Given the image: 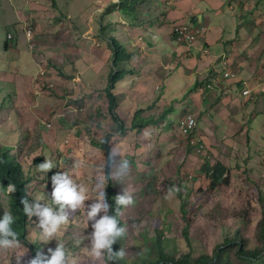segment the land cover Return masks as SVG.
<instances>
[{"label": "rangeland", "instance_id": "374dc122", "mask_svg": "<svg viewBox=\"0 0 264 264\" xmlns=\"http://www.w3.org/2000/svg\"><path fill=\"white\" fill-rule=\"evenodd\" d=\"M116 1L114 0L113 2ZM94 3L99 5V7L103 4L101 0H95ZM240 4L244 3L241 2ZM17 22L20 24L19 30L21 28L22 35L27 30H32L31 41L34 42L35 39L33 44L36 46V37L39 34L37 33L36 36L34 34L36 27L31 25L28 20L25 22L22 20L21 22L19 18ZM15 25L16 22H12L10 27ZM126 27L127 31L130 32L136 28H129L128 26L124 28ZM204 27L206 26L204 25ZM64 31L63 27L58 28L61 40L65 42L63 50L47 49V52L57 57H63L65 64V62H71V59L78 57V55L84 57V53L82 49L78 50L73 46L74 43L64 38L63 33H61ZM6 32L7 29L0 28V40H4ZM133 34L135 42L130 43V46L136 49V57L147 52V56L151 57L153 55L152 51L140 49L141 47L137 46L136 29ZM43 35L47 37L46 34ZM247 38L252 39V43H249L248 46L258 47L260 38L256 34ZM139 39L141 40V38ZM177 44L182 43L178 42ZM35 46L29 51L34 53L37 49V47L35 49ZM203 49L201 51L202 55L210 54L203 53ZM221 53L226 52L222 51ZM0 55L5 56L3 61L0 62V69L8 70L11 76H22L21 71L30 73L31 68L27 63L26 56L21 57V62L9 61V55H4L1 44ZM65 55L69 56L67 61L65 60ZM162 55L161 52L157 54L158 57ZM218 56L216 59H218ZM131 64L133 65L132 61ZM259 65L258 67H248V70L252 72L260 71L259 80L251 85L250 78L245 76L248 79V89L251 94L249 97L243 96L237 105H226L221 99H217L214 94L204 93L202 98L198 100V104H195V106L191 104V108H189L191 102H188V95L186 94L185 98L174 101L175 104L180 102L185 104L186 101L189 103L188 107H185L182 112L174 103L170 105L173 109H176V114L172 113L171 116L173 122L168 123L166 126L159 124L155 128L150 127L151 129L144 130L139 136L130 133L122 136L115 133L113 117L109 112V103L105 89H103L105 83L106 88L108 85L106 78H104V83L102 84L98 80H89L87 85L95 88L92 93H89L85 91L82 79L81 81H75L76 75L63 76L59 73V76L53 66L46 64L43 59L39 61L37 67H39L43 76L37 73L35 80H33L34 83L38 81L39 88V90H36L37 95H33V97L48 96L56 102L68 97L69 103L66 104H69L74 109L71 111L73 114H71L72 118H69V120H72L73 125L77 123V129L80 130L79 134L76 135L75 131L73 133L75 135L71 136L70 146L74 144V150L72 151L74 154H71L70 159L67 158V164L65 162L63 165L58 164L60 168L58 167L57 169L61 172H66L72 177L74 182L82 186L85 189L86 196L81 207L75 210L68 207L65 208L67 222L62 223L58 227L57 232L51 235L47 242L35 235L42 229H38L36 226L38 220L36 213L32 214L29 221V237L40 244L41 252L45 254L44 258L50 257L49 248L54 250L57 245H60L63 247L67 259L74 261V264H107L104 260V252L99 257L90 252V234L93 232L92 224L94 219L99 218L103 214V210L99 211L96 217L89 220H87L84 211L88 205L97 199V193L104 185V192L110 188L114 195L125 192L133 198V202L124 205L120 212V218L123 219V227L125 228V257L133 256L136 254L138 246H142L143 238L141 234H146L150 238L156 234L157 229L166 230V237L168 238V242L164 247L166 250L191 251L188 247L190 243L196 254L211 253L214 247L221 244L227 234H231V231L235 228L242 230L249 249H255L257 246L259 248L262 247L259 222L264 214V138H261L255 129L251 130L250 128L251 119L255 114H264V59L261 60ZM145 67L146 64L142 61H138L136 64V69H140V74L142 75H144L145 71L141 69ZM140 74L136 73L134 75L136 80L133 79L135 81L130 83L129 89L135 87V91L145 95L151 94L152 91L148 92V89L143 86L144 82ZM72 77L73 80H67V78ZM216 77L219 82L222 80L218 75ZM27 78H24V90H26V95L29 96L31 94L28 93L33 91V83L32 79ZM43 79L48 82L42 83ZM183 81L185 82L183 77L176 76L174 73L171 77V82L165 80L163 76L157 75L152 88L158 91L159 86H161L158 82H163L162 84L165 88L168 87V83H172L173 90L177 91ZM225 81L233 83V80ZM136 82L140 84L137 85ZM212 82L213 80L209 79L205 83L206 88L211 89V91H218V83L213 82V84ZM192 88L190 89L194 91V88ZM237 88L240 93L245 90L239 80ZM43 90L48 94H42ZM59 93L60 96H57ZM85 94L88 95L85 96ZM133 95L136 96V94ZM4 97L3 106H0V132L5 136L0 143L4 146H9V154L13 157V162L17 161L19 164L26 161L31 162L36 157L35 148L27 144H22L21 146L19 136L21 133L12 131L11 125L12 118L18 117L21 114L20 111H27L28 107L24 105V94H22V99L17 100L15 103L12 102V94L4 93ZM33 97L31 96L32 101L35 102ZM127 97L128 94H123L118 100L119 103L124 105H120V110L125 113H118V110H116V114L126 124L125 128L129 130L136 115V108L132 107L134 103L127 101ZM254 98L255 100L253 101ZM152 101L149 100L150 104L145 110L149 107L154 108L145 111L143 116L153 114L156 116L155 118L159 119L162 115V112L159 111L163 109V102L158 101L157 103L156 101L155 104ZM127 103L131 105L128 106L126 105ZM243 107L246 108L245 111H243ZM254 108L255 110L253 111ZM16 110L19 111L16 113ZM134 110L133 114L126 113ZM176 117L177 119L179 117L178 121L175 119ZM188 118L193 119L197 123V138L182 131V125L185 124ZM98 124L101 127H98ZM222 124L224 125L223 133L221 132ZM261 125H264V123H258V126ZM98 129H101V131ZM249 135L254 136L256 139L255 143H253V140L248 139ZM106 136L111 137L107 143L112 163L110 180L106 176L107 155L105 150L102 149ZM248 142L255 145L252 147L253 154L250 153L251 147ZM194 143L198 144V147L196 150L193 148L191 150ZM19 145L20 148L17 147ZM94 145H97L99 149ZM54 159L59 162L62 158L54 157ZM207 159L220 161L228 168L231 177L230 185L219 188L216 191L207 189L206 180L200 173ZM36 185H40L39 189H41L43 183L40 182V184ZM49 186H52V184ZM34 189L38 190L36 187ZM45 193V196L41 197L43 199L48 197L47 202L50 203L51 191ZM184 200H186L184 203L185 214L181 210V203ZM41 203L44 204L45 201ZM31 205L32 203H30ZM53 207L58 209V204L53 205ZM3 211H7V195L0 190V215L3 214ZM104 213H107V206L104 209ZM186 228L187 237L184 232ZM135 239H139L138 245L134 243ZM21 253H24L21 257V264L33 257L30 249L20 243L14 248L0 249V264H16L15 258L19 257ZM230 260L232 264H246L237 259L234 253H230ZM256 264H264V259Z\"/></svg>", "mask_w": 264, "mask_h": 264}, {"label": "crops", "instance_id": "0c3cea01", "mask_svg": "<svg viewBox=\"0 0 264 264\" xmlns=\"http://www.w3.org/2000/svg\"><path fill=\"white\" fill-rule=\"evenodd\" d=\"M52 1H54V7L52 6ZM94 1L95 0H0V28L7 29V32H12L13 35L12 44L6 51L2 49L4 55L8 54L9 61L15 60L16 62H21V57L26 56L27 63L31 68L30 73L21 71L23 74L22 76H11L8 70L0 69V93H3V95L4 93L12 94V102L14 103L22 99V94H24V105L28 107L26 112L20 111L21 114H19L18 117L15 116L14 119H11V125L12 131L21 133L19 135L21 146L22 144H27L35 148L36 157H34L31 162L26 161L20 164L25 170L27 177L34 180L31 183V185H34L29 189L31 191L30 193H32L33 190L36 192H50L52 190L53 185L49 186L52 183L42 181L43 185L41 189H39L40 185L36 184L40 183H37L35 180L48 179L49 177H47L46 174H51L52 168L56 171V167L53 166L45 173L42 170H37V165L44 161L45 156L54 163V157H61L63 160L61 159L58 164L63 165L64 162L67 164V158L70 159L72 156L71 154H74L72 152L74 150V144L70 146L71 136L80 133V130H78L76 126L77 123L73 125L72 120H69V118H72L71 114L73 113L71 111L74 109H72L69 104H66L69 103L68 97L61 99L62 101L59 102H56L48 96L33 97V95H37L36 90H39L38 81L36 83L33 82L40 70L39 67H37L39 61L43 59L46 64L53 66L58 72V75L59 73L63 76L76 75L75 81H81L82 79L85 91L89 93H92V90L95 89L87 85L89 80H98L101 82L100 84H102L104 83V78H106L108 82L110 73V53L107 45H105V41L100 38L98 31L102 11L109 2L112 3L114 0H101L103 3L101 7L95 4ZM159 1H164L166 6L163 5L160 7L158 4ZM240 2L244 4L241 5ZM250 3L253 4V6L258 3L260 8L254 12L252 9L250 10ZM263 3L264 0H261V3L257 0H148L146 7L142 8V15L145 16L143 23L136 25L135 28L136 42H138L137 46L141 47L140 49L152 51L153 55L148 57V52L146 54H140L132 60V63L135 74H140L141 72L140 69H136L138 61H142L146 64V67L141 69L145 71V73H143L144 75H140L143 78V86L148 89V92H150V90L152 92L151 94L145 95L139 91H135V87L129 89L130 83H133L136 79L134 75L126 76L116 85L112 92L117 98V105L119 104L117 107L118 113H125L119 108L120 105H124L118 101L119 97H122L123 94H128L126 99L128 102L134 103L132 107L136 108V112L149 106V100H153L152 102L156 104V101L159 99L157 95L159 96L160 94L164 96L160 102L167 103L168 105L173 104L174 101H179L180 98H185L187 94L188 102H191L189 108H191V104L194 106L198 104V100L202 98L204 93L214 94L217 99H221L226 105H237L239 100L241 101V98H243L237 86H234L231 82L226 83L220 80L221 83L217 81L219 85L217 88L218 91H211V89L206 88L205 83L213 78L214 75V77L219 75L217 67L218 59H216V57L222 51H230V60H232L233 63L242 66L249 64L251 60L242 53L244 44L249 45V43H252V39H248V36L259 32L260 34L258 37L260 38V42L258 46H262L264 49ZM253 6L251 7L253 8ZM19 18L21 22L22 20L24 22L28 20L31 25L36 27L35 36L39 33L36 37L37 45L35 46L34 44L35 49L37 47L34 53L28 49L25 33L22 35L21 28L19 30L20 24L17 22ZM118 19V22H120L122 28H124L126 22L121 17H118ZM193 20L195 21L193 22ZM12 22H16V25L10 27ZM185 22L193 24L197 22L198 24L206 26V32L192 47L177 44L171 35V29L174 24ZM59 27H63L65 30L61 33H63L67 41L74 43L73 46L78 50L82 49L84 57L78 55V57L72 58L71 62H65L64 64L63 57H57L47 52V49H53L55 51L63 50L65 42L61 40V35L58 32ZM128 27L130 28V25ZM125 29L127 30V27ZM135 29L131 30V32L126 31L131 43L135 42L133 34ZM43 34H46L47 37ZM237 34H240L241 37L236 38ZM138 38H141V40H138ZM4 41L5 39L0 40L1 48H3ZM33 43H35V39ZM203 48H208L210 54L202 55L201 51ZM246 48L247 46L245 49ZM250 49L254 48L250 46ZM159 52L163 54L161 57L157 56ZM67 57L69 58V56L65 55L66 61ZM4 58L5 56L3 57L0 55V62H2ZM262 59H264V57H259L258 61H256V65L254 64L253 67L258 66ZM248 69L249 68H246L242 73L248 76L253 84L257 83L260 71L252 72ZM173 73L185 79V82H182L177 91L173 90L172 83H168V87L165 88L162 84L163 82H158L161 84L159 90L156 91L152 88L157 75L163 76L165 80L171 82ZM27 77L32 79L31 81L33 83V91L28 93L31 94L29 96L26 95V90H24V78ZM71 79L73 80V77L67 78V80ZM43 82L47 83L48 81L43 79L42 83ZM223 83H226V85H223ZM136 84L139 85L140 83L136 82ZM134 86L136 85L134 84ZM103 89H106V83ZM42 94L48 93L43 90ZM133 94H136V96ZM86 95L88 94H85V96ZM91 95L96 96L95 94ZM195 95H197V98ZM31 96L35 99V102L32 101ZM57 96H60V93ZM189 97H191V99H189ZM194 99L197 101L195 102ZM188 102L186 101L185 104L182 102L174 104L179 107L182 112L185 107H188ZM126 105L129 106L131 104L127 103ZM135 110L126 113L133 114ZM245 110L246 109L243 108V111ZM18 111L19 110H16V113ZM175 111L176 109L166 116L160 124L166 126L168 123L173 122L171 116L172 113L176 114ZM175 119H177V117ZM178 120L179 117L177 121ZM48 125L50 128L47 127ZM98 127H101L100 124H98ZM223 127L224 125L222 124V133L224 132ZM98 130L101 131V129ZM75 131L76 133L73 134ZM25 140L26 142H24ZM20 145L17 147L20 148ZM94 146L99 149L97 145ZM35 187L38 188V190L34 189Z\"/></svg>", "mask_w": 264, "mask_h": 264}, {"label": "trees", "instance_id": "16d2710c", "mask_svg": "<svg viewBox=\"0 0 264 264\" xmlns=\"http://www.w3.org/2000/svg\"><path fill=\"white\" fill-rule=\"evenodd\" d=\"M148 0H117L116 2H109V4L104 8L102 11V15L99 21V31L98 34L101 39L105 41V45L108 47V51L110 53V73L108 76V85L105 89L106 98L109 103V112L113 117V122L115 125V133H118L122 136H126V134L130 133L133 135H141L144 130H149L158 126L166 116H168L171 112H173V107L168 105L167 103H163V109L159 112H162V115L158 118H155V115H149L148 117H143V113L147 110H151L154 107H149L148 109L138 110L136 115L132 121L131 128L128 130L125 128L126 124L117 116V98L112 94L116 85L121 82L126 76H133L135 75L134 67L131 64V61L136 57V49L130 46V39L127 35V30L122 28L120 22H118V17L123 18L126 22V26L131 28L136 27V25H140L143 23L145 16L142 15V8L146 7ZM261 3V0H257ZM241 3V2H240ZM159 6L162 7L163 5L166 6L164 1L158 2ZM171 5V4H170ZM243 5V4H241ZM52 6L54 7V1H52ZM254 12L259 9V4L256 3L253 8L250 7ZM195 20H193L194 22ZM187 23V22H185ZM192 27H198L202 24L190 23ZM178 25L177 23L172 26L171 35H173V27ZM32 31V30H31ZM11 34L12 32L5 33V41L3 44V50L6 51L9 47V43L11 42L7 39V35ZM259 32L256 33L259 36ZM240 34L236 35V38H240ZM13 38V35H12ZM242 39V38H241ZM13 40V39H12ZM247 48L245 49V47ZM244 50L242 53L248 57L251 61L248 65H239L233 63L232 60L229 61L232 69L237 72L238 74L245 77L244 71L248 67H252L256 64L259 57L264 56V49L262 46H258L254 49H250V46L244 44ZM262 48V49H261ZM256 49V51H255ZM226 53L230 54L229 50H226ZM219 60H217V67H219ZM259 66V64H258ZM256 66V67H258ZM219 71V69H218ZM220 74V73H219ZM219 76V75H218ZM212 80L214 79L211 78ZM221 82H228L224 81L223 79ZM220 82V83H221ZM223 83V85H226ZM252 85V82H250ZM234 86L238 85V80H233L232 83ZM158 101L164 98L162 94H160ZM3 93H0V106H3L4 100ZM256 98V97H255ZM253 99V101L255 100ZM157 101V103H158ZM166 101V100H164ZM249 107V106H248ZM247 107V108H248ZM168 108V109H166ZM244 108V107H243ZM246 109V108H244ZM255 108L253 109V111ZM252 111V112H253ZM158 119V120H156ZM258 123H264V114L258 113L251 119V130L255 129L256 133L261 137L264 138V125L258 126ZM5 135L0 132V141ZM110 136H106L104 140V145L102 147L105 150L108 163L106 168V176L108 180H110V167L112 163L110 161V149L107 143L110 141ZM248 139L253 140V143L256 142L254 136L249 135ZM260 140V138H259ZM248 142L249 146L251 147L250 153L253 154V146L254 144ZM9 146H4L0 143V190L3 191L7 195V211L10 212L13 216V222L11 227L17 233V241L20 244L25 245L28 247L33 255H36V252L39 250L41 252V246L36 240H31L29 237V221L30 217L27 213L23 211V204L21 202L22 198H26L28 200L29 206L30 203L33 202L35 196L39 194L40 196H45V192H36L33 190L32 193L29 190L32 185L31 183L34 181L33 179H29L26 175L25 170L22 166L17 162H13V157L9 154ZM192 150V147H191ZM56 166V171L52 168V173L47 174L48 179L45 180H38L35 181L40 183L42 181L52 183L51 176L53 173L60 172L57 169L58 162L55 161L54 163ZM60 168V167H59ZM204 179L206 180V187L208 190H219V188L226 187L230 185V173L228 168L220 161H213V160H206L205 165L202 167L201 172ZM43 183V182H42ZM13 184L15 185V189L10 192L7 190V185ZM48 197L39 201H47ZM105 200L108 203L107 205V213L110 215H115L120 226H123V219L120 218V212L124 205H115V195L113 191L108 188L105 192ZM187 200V199H186ZM181 203V210L182 213L185 214V207L184 203ZM43 204V203H41ZM115 209V210H114ZM53 210H57L53 207ZM190 223L189 220H187ZM260 226V239L263 243L262 247L248 248L247 242L245 241L244 233L241 229L235 228L231 231V234H227L226 238L221 244H218L214 247L211 253H194V250L191 247V244H188V247L191 251L187 252H179L176 249L174 250H166L164 249L166 243L168 242V238L166 237V230L165 229H157L156 234L152 237H147L146 234H141L142 246H138L136 254L130 257H125V255L117 261H109L108 254L104 252V260L107 264H232L230 260V253H234L237 259L245 262L246 264H256L257 262L264 259V214L263 218L259 222ZM185 234L187 237V228L185 229ZM167 238V239H166ZM239 240V241H238ZM139 239H135L134 243L138 245ZM113 251H117L126 247V237L125 232L123 235L117 238L111 245Z\"/></svg>", "mask_w": 264, "mask_h": 264}, {"label": "clouds", "instance_id": "9594fccd", "mask_svg": "<svg viewBox=\"0 0 264 264\" xmlns=\"http://www.w3.org/2000/svg\"><path fill=\"white\" fill-rule=\"evenodd\" d=\"M56 166L54 162L45 156L43 162L37 165V170H42L45 173ZM52 190L50 193V203L45 201L43 205L39 203L43 198L37 194L29 206L28 200L22 198L23 211L27 213L29 217L33 213H36L38 220L36 226L40 230L38 235L41 240L47 242L49 237L57 232L58 227L62 223L67 222V213L65 208H71L73 210L81 207L86 198L85 189L78 185L70 175L66 172H56L51 176ZM105 185L101 187V190L97 193V199L87 206L85 215L87 220L96 217V214L102 211V215L99 218L94 219L92 224L93 232L90 241L91 254L99 257L102 252L108 254L109 261H117L124 256V251L119 249L113 251L111 245L118 237L124 234L125 228L118 224L115 215L105 214L104 209L108 205L105 200ZM15 189V185L8 184L7 190L12 192ZM133 202V198L130 194L122 192V194L115 195V205H128ZM58 204V209L53 211V205ZM115 210V209H114ZM13 216L8 211H3L0 215V249L2 248H14L17 244V233L11 227L13 222ZM51 255L49 258H44V253L39 250L34 257H31L23 264H74V261L67 259L65 251L62 246L57 245L55 249L49 248ZM24 253H21L19 257H16V264H21V257Z\"/></svg>", "mask_w": 264, "mask_h": 264}, {"label": "built area", "instance_id": "2783aa9c", "mask_svg": "<svg viewBox=\"0 0 264 264\" xmlns=\"http://www.w3.org/2000/svg\"><path fill=\"white\" fill-rule=\"evenodd\" d=\"M205 32H206V27H204V25H200L198 27H192L189 23H184V24L176 25L173 27L174 41L176 43L180 42L182 44H186L189 47L194 46L195 43L199 41V39ZM25 38L27 41L28 49L32 50L34 47V44L31 41V30H27L25 32ZM7 39H9L10 41L13 39L11 34L7 35ZM203 53H210V51L208 48H205L203 49ZM218 60H219L218 69L220 73L218 77H220V79H223V80L225 79L229 81L239 80L242 83L243 88H245V90L241 93L242 96L249 97L251 94V91L248 89V84H249L248 79L236 73L232 69L231 65L229 64L230 54L221 53V55L218 56ZM39 73H40V76H43V73H41L40 70L38 71V74ZM217 81L218 79L217 77H215L213 82L217 84ZM47 127H49V125ZM197 129H198L197 123L191 118H188L185 124L182 125V131L186 134H191V136L194 138H197V135H196ZM192 146H193L192 148L196 150L198 147V144L194 143L192 144Z\"/></svg>", "mask_w": 264, "mask_h": 264}, {"label": "bare ground", "instance_id": "6f19581e", "mask_svg": "<svg viewBox=\"0 0 264 264\" xmlns=\"http://www.w3.org/2000/svg\"><path fill=\"white\" fill-rule=\"evenodd\" d=\"M12 36V35H11Z\"/></svg>", "mask_w": 264, "mask_h": 264}]
</instances>
